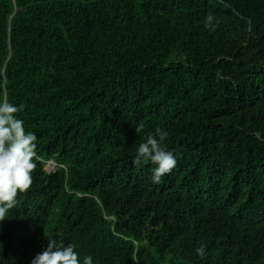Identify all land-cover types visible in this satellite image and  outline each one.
Here are the masks:
<instances>
[{
    "label": "trees",
    "instance_id": "trees-1",
    "mask_svg": "<svg viewBox=\"0 0 264 264\" xmlns=\"http://www.w3.org/2000/svg\"><path fill=\"white\" fill-rule=\"evenodd\" d=\"M4 100L38 160L0 264L47 237L94 264H264V0H0ZM158 127L178 162L154 184Z\"/></svg>",
    "mask_w": 264,
    "mask_h": 264
},
{
    "label": "clouds",
    "instance_id": "clouds-1",
    "mask_svg": "<svg viewBox=\"0 0 264 264\" xmlns=\"http://www.w3.org/2000/svg\"><path fill=\"white\" fill-rule=\"evenodd\" d=\"M211 20V16L206 18V26ZM22 111L23 105L0 102V224L16 206L18 194L31 188L38 160L37 136L26 130L24 120L18 115ZM136 131L139 134L141 128L137 127ZM167 138L168 132L158 127L155 135L150 134L137 149L136 163L155 165L151 178L154 184L161 183L177 166L178 154L166 148ZM31 264H94V260L91 255L81 259L71 243L47 237L46 248L34 256Z\"/></svg>",
    "mask_w": 264,
    "mask_h": 264
},
{
    "label": "rangeland",
    "instance_id": "rangeland-1",
    "mask_svg": "<svg viewBox=\"0 0 264 264\" xmlns=\"http://www.w3.org/2000/svg\"><path fill=\"white\" fill-rule=\"evenodd\" d=\"M51 161V160H50ZM50 161H47V163H46V165H45V170L47 171V172H49V171H53L54 169H55V166L56 165H54V164H52V162H50ZM50 167V168H49ZM52 168V169H51Z\"/></svg>",
    "mask_w": 264,
    "mask_h": 264
},
{
    "label": "water",
    "instance_id": "water-1",
    "mask_svg": "<svg viewBox=\"0 0 264 264\" xmlns=\"http://www.w3.org/2000/svg\"><path fill=\"white\" fill-rule=\"evenodd\" d=\"M52 161V160H51ZM57 162H56V166H55V169L53 170V171H49V173H52V172H54L55 170H56V168H57Z\"/></svg>",
    "mask_w": 264,
    "mask_h": 264
},
{
    "label": "bare ground",
    "instance_id": "bare-ground-1",
    "mask_svg": "<svg viewBox=\"0 0 264 264\" xmlns=\"http://www.w3.org/2000/svg\"><path fill=\"white\" fill-rule=\"evenodd\" d=\"M50 162H52V164L56 165V162H55L54 160H52V161H50ZM51 169H52V168H51Z\"/></svg>",
    "mask_w": 264,
    "mask_h": 264
}]
</instances>
